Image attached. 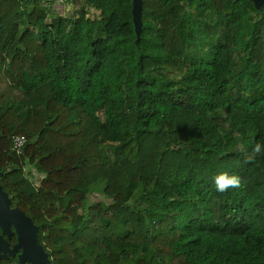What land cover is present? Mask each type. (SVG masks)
<instances>
[{
  "label": "trees",
  "instance_id": "16d2710c",
  "mask_svg": "<svg viewBox=\"0 0 264 264\" xmlns=\"http://www.w3.org/2000/svg\"><path fill=\"white\" fill-rule=\"evenodd\" d=\"M54 1L0 0V186L50 264H264V4Z\"/></svg>",
  "mask_w": 264,
  "mask_h": 264
},
{
  "label": "water",
  "instance_id": "95a60500",
  "mask_svg": "<svg viewBox=\"0 0 264 264\" xmlns=\"http://www.w3.org/2000/svg\"><path fill=\"white\" fill-rule=\"evenodd\" d=\"M252 1L255 7L264 4V0ZM140 10L141 0H132L131 13L137 35L141 26ZM9 204V198L0 186V258H6L7 254H12L19 248L21 249L18 254L20 262L50 264L45 250L36 239L37 227L23 211L17 207H10ZM13 233L16 234V243L10 247L9 239Z\"/></svg>",
  "mask_w": 264,
  "mask_h": 264
},
{
  "label": "clouds",
  "instance_id": "9594fccd",
  "mask_svg": "<svg viewBox=\"0 0 264 264\" xmlns=\"http://www.w3.org/2000/svg\"><path fill=\"white\" fill-rule=\"evenodd\" d=\"M254 153H260L261 145L256 144ZM214 184L218 192H226L229 188H238L241 186V178L238 175H229L227 172L219 173L214 177Z\"/></svg>",
  "mask_w": 264,
  "mask_h": 264
},
{
  "label": "rangeland",
  "instance_id": "374dc122",
  "mask_svg": "<svg viewBox=\"0 0 264 264\" xmlns=\"http://www.w3.org/2000/svg\"><path fill=\"white\" fill-rule=\"evenodd\" d=\"M83 0H70V1H54L51 4V9L55 10L57 15H61L63 17H73L76 11L79 10V8L82 6ZM64 7V10H62ZM88 9V16L93 17L96 16V12L93 10ZM27 168V166H26Z\"/></svg>",
  "mask_w": 264,
  "mask_h": 264
},
{
  "label": "built area",
  "instance_id": "2783aa9c",
  "mask_svg": "<svg viewBox=\"0 0 264 264\" xmlns=\"http://www.w3.org/2000/svg\"><path fill=\"white\" fill-rule=\"evenodd\" d=\"M57 1L62 2L64 0H57ZM62 10H64V7ZM25 144H26V137L23 134H16L12 137L11 149L17 154H22L23 147L25 146Z\"/></svg>",
  "mask_w": 264,
  "mask_h": 264
}]
</instances>
